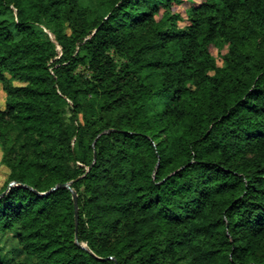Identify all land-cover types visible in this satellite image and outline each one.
<instances>
[{"label": "trees", "instance_id": "16d2710c", "mask_svg": "<svg viewBox=\"0 0 264 264\" xmlns=\"http://www.w3.org/2000/svg\"><path fill=\"white\" fill-rule=\"evenodd\" d=\"M90 1L0 0V264H264V0Z\"/></svg>", "mask_w": 264, "mask_h": 264}, {"label": "rangeland", "instance_id": "374dc122", "mask_svg": "<svg viewBox=\"0 0 264 264\" xmlns=\"http://www.w3.org/2000/svg\"><path fill=\"white\" fill-rule=\"evenodd\" d=\"M81 1L85 5H90L92 7L94 6L93 2L90 0H81ZM192 1L200 2L201 0H192ZM188 6L189 4L185 2L183 5L173 6V11L182 14V16L186 18V9L188 8ZM0 18H11V16L10 15H0ZM38 31L42 37H47L50 31V28L46 23H42L38 27ZM224 53H226V50L221 52L219 49L215 47L213 48V55L216 58L219 66L222 65L221 56ZM5 100H6V94L3 91L1 83H0V106L1 107H4L3 103H5ZM1 157H2V152L0 151V189L4 185L7 179V175H8V169L2 165ZM19 233H20L19 230H15L13 232L0 235V257L2 259L9 261L11 259L20 260V259L25 258V253L23 251L22 246L19 243V238H20Z\"/></svg>", "mask_w": 264, "mask_h": 264}, {"label": "water", "instance_id": "95a60500", "mask_svg": "<svg viewBox=\"0 0 264 264\" xmlns=\"http://www.w3.org/2000/svg\"><path fill=\"white\" fill-rule=\"evenodd\" d=\"M13 185H15L14 182L9 185V188ZM61 187H65V188L70 189V183L57 185L56 187L51 189L50 193L55 191L58 188H61ZM72 195H73V200H74L75 209H76V235H77V232H78V228H77V226H78V196L74 190H72ZM109 259H113V258L110 257Z\"/></svg>", "mask_w": 264, "mask_h": 264}]
</instances>
